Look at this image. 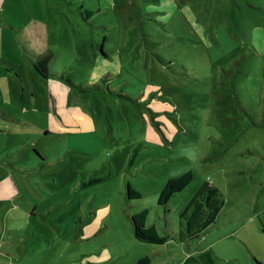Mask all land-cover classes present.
<instances>
[{"label": "rangeland", "instance_id": "obj_1", "mask_svg": "<svg viewBox=\"0 0 264 264\" xmlns=\"http://www.w3.org/2000/svg\"><path fill=\"white\" fill-rule=\"evenodd\" d=\"M38 7L45 43L14 31L3 50L13 66L0 63V250L71 264H264V0ZM34 45L47 53L35 68L24 52ZM189 172L159 206L166 181ZM204 184L220 211L181 243L180 214ZM136 210L168 245L134 238Z\"/></svg>", "mask_w": 264, "mask_h": 264}, {"label": "crops", "instance_id": "obj_2", "mask_svg": "<svg viewBox=\"0 0 264 264\" xmlns=\"http://www.w3.org/2000/svg\"><path fill=\"white\" fill-rule=\"evenodd\" d=\"M39 3L40 0H0V63H6L8 65L12 64L11 60L8 59V57H4L3 50L5 47L12 46V42H10V44L8 45V43H5L4 40L10 39L11 37L10 33L12 34L14 31H21L20 38L23 40V42L21 43H29V42H37V44H41L38 42L45 43L44 41L47 38V30H46L47 25L36 16L40 9L38 7ZM41 48H42L41 45L38 46L34 45L33 49L24 50L25 54L34 63V68L37 66L35 63L40 59L44 58V56H46L47 54L41 51H40L41 53L38 52ZM95 59H96L95 69L100 73L105 72L107 70L105 69L107 67V63L101 58L95 57ZM14 68L18 70V68H16L15 66ZM111 68H114V70L111 71L116 72L117 70L116 66L114 67L111 66ZM54 72L55 71L43 67L42 75L44 76L43 77L44 80L50 81L51 83L52 82L51 78H58L57 75L54 76ZM95 74L96 71H93L91 76L93 77L95 76ZM52 94H53L52 98L54 99L56 92L54 91L52 92ZM57 115L60 116V113H57ZM60 120L62 121V123H65L63 118H60ZM16 121L23 122L21 120H16ZM47 129L45 130L47 131ZM138 212L139 211L136 210L135 212L128 214L127 217L129 218V216L136 214ZM88 229H89L88 225L84 226V230L81 231V233L88 232L89 231ZM176 247L181 248V244H178ZM61 258H62L61 254H56V253H53L51 255V258L46 259V255H35L32 252L30 253L23 252L21 249H19V251H16L15 249L4 250V248L0 250V264H71L70 262L69 263H66L65 261L63 262Z\"/></svg>", "mask_w": 264, "mask_h": 264}, {"label": "trees", "instance_id": "obj_3", "mask_svg": "<svg viewBox=\"0 0 264 264\" xmlns=\"http://www.w3.org/2000/svg\"><path fill=\"white\" fill-rule=\"evenodd\" d=\"M40 72L42 73V71ZM191 181L192 174L190 172L180 177L168 179L158 195L157 204L161 207H165L169 203L171 197L183 191ZM125 198L127 200H138L140 195L126 184ZM203 201H205V203H203ZM219 202H221V200L218 190L215 187L209 186L208 184H204L200 187L190 203L180 214V226L183 229L180 231L181 243L184 242L185 239L194 237L199 232L214 223L220 211ZM146 214L147 211H142L129 216L133 227L134 238L139 242L151 245L169 244L173 237L170 235L159 236L155 227L148 228L145 226ZM148 263L149 260L147 258H140L136 264ZM255 263L261 264V262L256 259Z\"/></svg>", "mask_w": 264, "mask_h": 264}]
</instances>
